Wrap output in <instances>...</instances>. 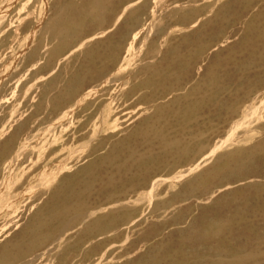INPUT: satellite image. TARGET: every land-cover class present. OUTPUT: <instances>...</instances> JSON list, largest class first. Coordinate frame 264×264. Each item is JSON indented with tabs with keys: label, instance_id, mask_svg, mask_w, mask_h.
<instances>
[{
	"label": "bare ground",
	"instance_id": "6f19581e",
	"mask_svg": "<svg viewBox=\"0 0 264 264\" xmlns=\"http://www.w3.org/2000/svg\"><path fill=\"white\" fill-rule=\"evenodd\" d=\"M0 264H264V0H0Z\"/></svg>",
	"mask_w": 264,
	"mask_h": 264
},
{
	"label": "rangeland",
	"instance_id": "374dc122",
	"mask_svg": "<svg viewBox=\"0 0 264 264\" xmlns=\"http://www.w3.org/2000/svg\"><path fill=\"white\" fill-rule=\"evenodd\" d=\"M158 81V80H157ZM156 81V82H157ZM21 98V95H19L18 96V99H20ZM137 99H139V98H137ZM144 208H146L147 206H146V203L145 204H143L142 205ZM141 207V206H140ZM142 208V207H141ZM145 211V209H143V212ZM139 213H142L141 212V210H140V212ZM143 215H144V217H148V216H150V213H142ZM143 218V217H142ZM138 219H140V218H136V220H138ZM162 224H160V226H161ZM172 228V227H171ZM165 235L162 237V238H165L164 240H168V239H170L171 237H167L168 236V234H170V233H172L173 231H172V229H166L165 231ZM102 233H103V235L104 236H107L108 238L110 237V236H115V235H118V236H120L121 235V237H120V239H123L124 238V232H123V229L122 228H120V227H109V228H104L103 230H102ZM102 235V234H101ZM102 235V236H103ZM149 241V243H150V245H153V240H148ZM162 244V243H161ZM161 244L159 245V246H155V247H153L154 249H155V251L154 252H151V253H148V261H151V262H155L156 260H157V258H156V254L157 253H155L157 250H159L160 249V247H161ZM239 248H233L232 250H231V255H232V257H234V258H236V259H240V256H239V250H238Z\"/></svg>",
	"mask_w": 264,
	"mask_h": 264
}]
</instances>
